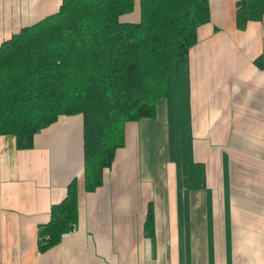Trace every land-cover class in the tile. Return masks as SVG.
Wrapping results in <instances>:
<instances>
[{
  "label": "crops",
  "instance_id": "obj_1",
  "mask_svg": "<svg viewBox=\"0 0 264 264\" xmlns=\"http://www.w3.org/2000/svg\"><path fill=\"white\" fill-rule=\"evenodd\" d=\"M208 1L210 20L197 28L172 89L153 117L126 123L125 144L93 191L84 187L81 114L60 115L34 134L31 148L0 135V262L264 264V16L240 30L238 0ZM60 2L0 0V41ZM172 124L192 137L188 173L181 157H170ZM239 131L257 134L249 169ZM73 179L79 219L40 251L39 228ZM149 203L153 235L145 233Z\"/></svg>",
  "mask_w": 264,
  "mask_h": 264
},
{
  "label": "trees",
  "instance_id": "obj_2",
  "mask_svg": "<svg viewBox=\"0 0 264 264\" xmlns=\"http://www.w3.org/2000/svg\"><path fill=\"white\" fill-rule=\"evenodd\" d=\"M138 1L139 20L129 22L119 16L134 0H61L55 12L0 41V135L31 148L34 134L60 115L81 114L87 191L102 184L103 170L124 146L126 123L155 115L197 28L210 20L208 0ZM235 7L240 30L264 16V0ZM78 219L73 179L39 228V250L56 245ZM144 224L153 235L152 203Z\"/></svg>",
  "mask_w": 264,
  "mask_h": 264
},
{
  "label": "rangeland",
  "instance_id": "obj_3",
  "mask_svg": "<svg viewBox=\"0 0 264 264\" xmlns=\"http://www.w3.org/2000/svg\"><path fill=\"white\" fill-rule=\"evenodd\" d=\"M138 5H139V1L138 0H134L133 10L130 11V12H127V13H124V14L120 15L119 19L121 21L135 22L134 18H135V16H137V12H138V8H139ZM139 14H140V8H139ZM187 55L184 58H186ZM178 64H177V66H178ZM176 68L172 72L171 76H174L173 74H174ZM172 79H173V77L168 82V91L169 92H170V90L173 87ZM174 85H176L175 82H174ZM256 104H257V102H252L251 105H249V111L251 109V113H253V114H254V112L256 110L257 105H259V104H257V105ZM177 119H178V117H176V120ZM172 126L173 127H171V132H170V157H171V159L180 158L181 157L183 159V160H181V162L182 161L185 162V168L182 169V171L186 170L187 173H188V169H190L189 166H190V163H191L190 157L192 155V147H191L192 143L190 141L191 138H192L191 134L187 133V132L177 133L176 125L172 124ZM236 134L241 136V137H243L245 140H247L249 154H245L244 157L246 158V165H247V168L249 169V168H251L250 163L255 160L254 152H252V149H254L256 147L257 134L255 132H249V133L246 134V133H243V132H240V131L237 132ZM178 137H180V140L174 141V139H177ZM251 153H253V154H251ZM193 183H194V181H193Z\"/></svg>",
  "mask_w": 264,
  "mask_h": 264
},
{
  "label": "water",
  "instance_id": "obj_4",
  "mask_svg": "<svg viewBox=\"0 0 264 264\" xmlns=\"http://www.w3.org/2000/svg\"><path fill=\"white\" fill-rule=\"evenodd\" d=\"M74 229V225L70 226V230H73Z\"/></svg>",
  "mask_w": 264,
  "mask_h": 264
},
{
  "label": "built area",
  "instance_id": "obj_5",
  "mask_svg": "<svg viewBox=\"0 0 264 264\" xmlns=\"http://www.w3.org/2000/svg\"><path fill=\"white\" fill-rule=\"evenodd\" d=\"M0 264H5V263H3V262H0Z\"/></svg>",
  "mask_w": 264,
  "mask_h": 264
}]
</instances>
